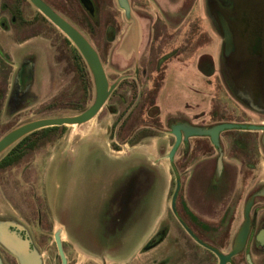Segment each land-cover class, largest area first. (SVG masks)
<instances>
[{"label":"flooded vegetation","instance_id":"flooded-vegetation-1","mask_svg":"<svg viewBox=\"0 0 264 264\" xmlns=\"http://www.w3.org/2000/svg\"><path fill=\"white\" fill-rule=\"evenodd\" d=\"M40 1L86 38L103 67L105 58L110 56L108 61H111L119 76L113 82L107 78L109 83L116 84L109 97L123 82L122 87L131 94L129 101L136 104L139 101L154 102L159 87L150 92L144 89L145 82L159 86L158 79L151 80L150 75L163 73L160 78L163 83L165 70L171 65L169 59L181 55L192 59L198 49L205 47L204 52L198 54L196 63L202 57L209 59L223 89L248 110L246 115L250 113V116L258 119L253 122L235 118L233 124L264 126V0H201L205 15L202 25L186 16L190 10V0H170L173 3L171 6L168 0H129V7L137 20L138 38L135 45L129 42L127 51L125 47H120V34L125 29L123 32L120 30L117 17L121 14L126 26L128 23L130 27L131 23L125 19L116 0ZM219 14L224 17L231 33L232 42L228 49H225ZM213 36L220 40L215 64L206 51ZM79 56L85 65L76 47L28 0H0V114H8L12 94L23 96L25 87L31 85L30 81L39 83L40 79L45 83L51 79L52 60L55 66L63 65L74 74L72 80L80 96L83 67ZM24 81H27L26 85L21 84ZM121 98L126 99V96L120 95ZM54 102L56 100L47 102L42 111L57 109L58 102L56 105ZM26 109L28 106L23 105L11 114L14 116ZM152 118L155 119V116ZM2 120L13 122V119ZM2 120L0 117V132L5 127ZM170 121L169 136L173 143L168 152L164 150L163 143L157 144V152L159 158L164 157L171 176L164 178L165 181H161L160 177L153 179L148 195L142 191L146 184L144 179L137 182L138 188L141 186L140 191L118 190L115 226L120 227L125 219L130 218L126 216L134 215L138 229L142 217L146 215L149 220L151 216V224L139 236L132 264H220L219 256H227L233 251L250 199L252 203L248 216L251 224L245 242L225 264H263L264 195L257 194L264 192V176L255 160L260 151L253 149L257 142L264 153L260 143L262 132L241 128L230 129L235 132L221 131L218 146H214L208 137L190 136L183 139L181 135L177 150L168 159L175 141L171 126L182 123L191 125L180 115L170 118ZM213 125L200 124L206 129ZM14 127L9 126L10 129ZM10 129L0 134V138ZM128 131L130 135L134 133L130 128ZM77 137L80 138V135ZM75 141L73 139L61 154L73 147ZM123 145L134 147L136 144L124 142ZM19 152H13L11 157L19 156ZM34 152L22 155L19 163L7 169L19 167L28 156H34ZM75 158L72 156L68 162L70 167ZM159 184L162 188L156 193ZM166 185L165 189L163 186ZM129 187L134 188V180ZM46 206L40 204L38 210H31V217L0 215V264H20L11 249L21 243L27 245L29 252L34 251L39 255L40 264H52L50 260H55L52 250L46 251L47 254L41 251L49 236L40 226L50 216L56 218L54 210L50 211ZM56 222L61 229V239L66 229L57 218ZM55 231L52 242L57 263L60 264L54 243ZM61 246L64 252L62 243ZM81 251L85 258L82 264L120 263L108 254ZM66 264H71L67 257Z\"/></svg>","mask_w":264,"mask_h":264},{"label":"rangeland","instance_id":"rangeland-1","mask_svg":"<svg viewBox=\"0 0 264 264\" xmlns=\"http://www.w3.org/2000/svg\"><path fill=\"white\" fill-rule=\"evenodd\" d=\"M168 1V5L171 6L173 3ZM190 2L188 7L190 10L186 16L195 23L202 25L205 22V15L202 13V1L190 0ZM117 18L120 30L123 32L125 29L123 34H120L122 35L119 42L121 47L123 46L122 41L127 35L129 24L127 23L126 26L122 22L121 14ZM128 39L126 38L124 41L127 42ZM215 40L217 41L216 37L208 43L206 51L209 49L211 51ZM126 48H129V41L125 51H127ZM204 48L198 49L192 59L181 55L168 60L171 65L169 68L167 67L168 71L164 78L165 84L168 86L172 82L171 89L166 88L169 90L167 96L159 97L158 100L154 101V106L159 105L161 107L162 117L160 118L159 113L153 119V115L148 116L144 109V112L138 115V122L136 115L138 112H135L136 119L133 120L132 118L129 124L138 129L131 135L130 133L125 135L124 138L127 142L135 141L134 144L136 145L144 143L152 148L163 143L164 150H169L173 143L172 137L169 136V125L172 124L171 121L169 122L172 118L169 115L172 109L181 111V114L178 115L182 117L185 113L192 111L194 114L191 115L190 120L204 123L210 120V116L241 118L253 122L258 120L254 116H250V113L249 115L245 114L248 113V110H245L243 106L241 107L232 95L223 90L220 79L216 75L210 78H201L199 75L195 76L191 73V67L194 66L198 54L204 52ZM109 58L110 56L105 58L104 69L109 82H113L119 75L115 72L111 61H108ZM166 63L167 61H165ZM67 69L63 65L55 66L54 60H52L51 79L45 83L40 82V79L39 83L35 80L30 81L31 85L25 87L23 96L18 93L12 94L7 109L10 113L5 115L2 112L0 117L1 120L13 119V122L12 120H2L5 127H2L0 134L10 129V125L16 127L34 119L79 113L76 109L80 106L81 100L75 99L79 92L75 81L72 80L74 74ZM162 77L163 73L150 75L151 80L158 79L159 86L145 82L144 89L150 92L155 87H159L160 90L162 86V79L160 80V78ZM26 83L27 81H24L21 84L26 85ZM121 88L119 87V94H113L109 97L101 111L83 126L81 131L77 132L74 126H69L59 137L56 132L54 133L57 135L56 137L51 136L52 134L47 135L48 137L43 143L46 146L36 148L34 156H28L26 160L20 163L19 167L14 166L12 169L0 173V215L12 214L17 217H31V210H38L40 204L42 207L47 205L50 211L54 210L56 218L63 222L62 224L66 229V232L61 234V243L71 264L83 263L85 258H83L81 250L108 254L114 258L115 262L120 261L116 264H132L136 255L139 236L144 228L151 224V216L148 220V216L145 215L138 224V230L136 229L135 216L130 215L126 216L130 218L124 220L125 223L120 225L121 228L115 226L116 210L119 204L118 190L123 187L120 184L122 180L120 168L123 166L122 162L131 159L129 154L124 153L125 151L121 154L116 153V150L123 147V143L115 136L122 122L129 114L133 113L136 104V102L129 101L131 94L127 93V88H125L126 90ZM161 90L163 92L164 88ZM122 91L126 96L124 100L120 99ZM193 93L199 96L194 98ZM92 94L93 91L85 102L86 108L92 102ZM52 100L58 102L57 109L42 111V107ZM197 100L199 101L197 102ZM23 105L28 106V109L12 116L11 112ZM140 133H147L149 137L137 140L136 137ZM254 134L259 133L255 132ZM77 135H80V138ZM73 139L77 140L73 147L61 154ZM255 143L257 145V142ZM256 145L253 149L257 148L260 154L255 156V160L260 167V173L264 176V153L259 145ZM72 156L76 158L70 167L68 162ZM135 168L132 166L130 169L124 170V173L132 175ZM157 172L158 175L171 176L170 172L164 168H159ZM163 187L166 189L167 185ZM161 188L160 184L157 185L156 193L160 192ZM56 218L52 215L48 221L43 222L40 226V229L43 228V232L49 236L41 251L43 254H47L46 251L52 250V256L55 258L54 261L53 259L50 260L52 264H58L52 242L53 232L60 228Z\"/></svg>","mask_w":264,"mask_h":264},{"label":"water","instance_id":"water-1","mask_svg":"<svg viewBox=\"0 0 264 264\" xmlns=\"http://www.w3.org/2000/svg\"><path fill=\"white\" fill-rule=\"evenodd\" d=\"M30 4H32L35 8H37L40 13L47 18L52 24H54L58 30H60L67 39L76 47V50L81 55L82 60L84 61L88 72L90 74V80L93 87V94H92V102L91 104L82 112L77 114H72L68 116H60V117H48V118H41V119H34L29 122L23 123L21 125H17L16 127L10 129L0 138V156L6 152L9 148H11L14 144L22 140L25 136L29 135L30 133L38 130H42L49 127H69L74 126L76 131H80V129L87 124L90 120L94 119L96 115L101 111L103 106L105 105L109 95L114 90L116 84L109 83L107 80V75L104 70L102 63L99 60V56L96 53L95 49L92 45L86 40V38L80 34L76 28L72 25L67 23L63 18H61L56 12L46 6L40 0H28ZM116 5L120 10L123 11L124 17L127 22H130L131 25L127 30V35L124 37L123 41L126 38H129L126 41H122L123 47L128 45V41L131 43L137 41L138 38V26L137 20L133 16L131 9L129 7V0H116ZM220 20V26L223 34V40L225 49H228L231 46L232 38L231 33L229 32L226 21L224 17L220 14L218 15ZM249 129V130H259L262 132L260 137V143L264 148V126L259 127L255 125L244 126L239 124H232V123H220L212 126L211 128L205 129L204 127L192 126L190 124H177L171 126L172 135L174 136V144L172 146L171 151L168 154V159L172 158L173 153L177 150L178 145L181 140V135L183 139H186L190 136H203L208 137L211 143L214 146H218V134L225 130L230 129ZM221 161L218 160V164L220 165ZM264 192H259L257 196H263ZM252 203V199H250L246 205V209L244 211V222L242 227L239 229V232L236 235L235 245L233 246V251L231 254L227 256H219L220 264H225V262L232 256L236 251L243 246L248 229L250 227V219L248 216V209H250V205ZM61 229L58 228L54 233V243L60 257V264H66V257L64 255L62 246H61V239H60ZM11 249L15 252L16 256L19 258L20 264H40V257L39 255L34 252L28 251L27 245L21 243L20 245H15ZM264 264V263H263Z\"/></svg>","mask_w":264,"mask_h":264},{"label":"crops","instance_id":"crops-1","mask_svg":"<svg viewBox=\"0 0 264 264\" xmlns=\"http://www.w3.org/2000/svg\"><path fill=\"white\" fill-rule=\"evenodd\" d=\"M214 37L216 36H213V39ZM217 38V37H216ZM220 40L217 38V41L215 40V42H213V48L208 50V53L212 56L213 60L212 62L214 63L217 59H218V55H219V42ZM216 45V47H215ZM216 48V49H215ZM214 51H216V54H214ZM216 55V56H215ZM198 59V58H197ZM196 59V60H197ZM196 60L194 62V66L191 67V73L195 74V76L199 75V77L201 78H210L212 76L215 75V68H212V72L210 75H205L204 73H202L198 67H197V63H196ZM215 64V63H214ZM183 68V67H181ZM167 71H168V68L165 70V75L167 74ZM177 78V76H175ZM177 80V79H176ZM164 82L162 83V86L159 90L158 88V92H157V96L155 98V100H158L159 97H162L166 94H168L167 91H169L168 89H171V83L170 85L168 86L167 84H165V78L163 80ZM178 83V82H177ZM199 84V83H198ZM192 85V84H190ZM162 88H164V91L162 92ZM168 88V89H166ZM202 88H205L204 86H202ZM225 90V89H223ZM162 93H161V92ZM167 96V95H166ZM193 96L195 98V96H199L198 94L196 93H193ZM199 100H197L198 102ZM198 104V103H197ZM159 110V115H160V118L162 117L161 114V107H159V105L156 106ZM183 113V112H182ZM178 114H181V111H176L174 109H172L171 113H170V117H177ZM194 112H188L187 114L185 113L184 117L185 120H188L191 122V125L192 126H198V127H204V126H200V124H204V125H211V124H215L216 123L218 124L219 122H222L223 123H234V119L233 118H222V117H211L210 116V120H208L206 123L202 122H198V121H195V120H190L191 118V115H193ZM209 123V124H208ZM214 126V125H213ZM206 129V127H205ZM228 132H235L233 130H228ZM111 151V149H110ZM125 151V152H124ZM158 147H150L144 143L142 144H139V145H135L134 147H129V145H123V147L118 150L116 153L117 154H121V153H127L130 155V160L128 161H125V162H122L121 164L123 166H121L120 170L122 171V180H121V183L123 185V187L121 188L122 189H128V190H134V191H140V188L141 186L138 188V184L137 182H139V179L142 180L144 179L145 180V188L143 187L142 188V191L145 192V194H147L148 192H150V189L152 188V180L155 178H159L160 177V180L161 181H165L164 178H166L167 176L165 175H158V172L157 170H159V168H164L166 169V171L168 170V167L166 165V162L164 161V157L162 158H159V154H158ZM166 152H168V150L165 149ZM112 152V151H111ZM132 166L136 167L134 169V174L132 175H128V173H124V170H128L130 169ZM132 180H134V188H131L130 187L128 188V185L132 182ZM130 182V183H129ZM148 195V194H147ZM148 232H146L147 234Z\"/></svg>","mask_w":264,"mask_h":264},{"label":"trees","instance_id":"trees-1","mask_svg":"<svg viewBox=\"0 0 264 264\" xmlns=\"http://www.w3.org/2000/svg\"><path fill=\"white\" fill-rule=\"evenodd\" d=\"M78 60H80V63H81L80 56L78 57ZM81 65L83 67V72H82V75L80 77L81 78L80 82H81V86H82V94L80 96L76 95V98H75L77 101L81 100L80 106H78V109H76L78 112H82L83 110L86 109V106H85L86 103L85 102L88 99V97L90 96L91 91H92V85H91V81H90V77H89L90 75L86 69V66L82 63H81ZM197 67L205 75H210L212 72L211 63H210L209 59H206L205 57H202V58H200V60H198ZM122 85H123V82H121V84L114 91V93H113L114 95L119 94L118 90H119V87L120 88L122 87ZM154 94H156V90H155ZM123 95L124 94L122 91L121 96H123ZM134 98H135V96H134ZM122 102H119V103H122ZM54 105H56V102H54ZM76 105H77V103H76ZM144 109L146 110V112L149 115L155 116V118L157 117V114H159L158 108L156 106H154L153 100H150L147 102L139 101L136 104V106L133 110V113L129 114L128 117L126 118V120L123 121V123L120 125L119 130L115 136L122 143L127 142V140H125L124 137L127 133H130L128 131V128H130L132 130L136 128V127H134V125H132V124L130 125L129 121H131L132 118H133V120L136 119V115H137V119H138V117H139L138 115L140 113L144 112ZM135 112H138V113L134 116ZM138 122H139V119H138ZM133 124H136V123H133ZM65 128H66L65 126L49 127V128H45V129L38 130V131L36 130V131L30 133L29 135L25 136L22 140L17 142L13 148L8 150L7 153H5V155L2 158H0V171H4L5 169L9 168L10 166H13L12 164L19 163L22 155H24L26 153H32L35 150V148H39L40 146H42V144L44 143V141L48 137L47 135L52 134L51 136H53V137L54 136L56 137L57 135L59 137L60 135L63 134V132L65 131ZM55 132L57 133V135L54 134ZM133 132H134V130H133ZM147 136L149 137V135L147 133H140V134H138V136L136 138H137V140H139V139L147 137ZM134 143H136V142L135 141L129 142V144H131V145H134ZM17 151L18 152L20 151L18 153L19 156L15 155V156L11 157V154L13 152H17Z\"/></svg>","mask_w":264,"mask_h":264}]
</instances>
